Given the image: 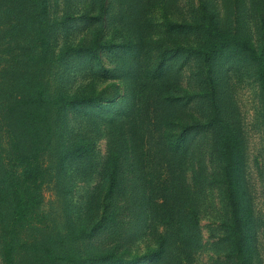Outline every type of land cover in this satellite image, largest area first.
Segmentation results:
<instances>
[{
    "label": "trees",
    "instance_id": "obj_1",
    "mask_svg": "<svg viewBox=\"0 0 264 264\" xmlns=\"http://www.w3.org/2000/svg\"><path fill=\"white\" fill-rule=\"evenodd\" d=\"M51 1L0 0V130L7 149L3 156L0 153V202L15 201V208L8 219L9 231L34 230L36 241L27 248L29 261L42 264L47 260L43 256L49 255L51 264H76L77 255L86 252L85 247L69 246L65 240L66 248L59 243L60 250L56 253L55 244L63 238L59 229H48L34 214L31 215V222L26 217L25 208L36 206L39 202V180L44 169L42 157L52 145L55 129L57 133L60 129L59 140L53 148L57 174H66L64 168L68 166L72 170V179H86L93 153L90 140L95 128L102 125L115 138L108 141L104 162L106 188L101 214L93 229L110 233L120 224L114 201L123 190V177L117 176L119 164L126 163L131 170H139L137 180L142 186H148L149 198L146 211L137 210L133 204L129 206L128 210L133 212L132 219L121 232L122 241L128 242V239L146 233L150 224L157 221L162 233L148 256L155 259L162 256L165 264H184L182 257L186 256L187 247L194 244L196 225L195 210L184 200L192 196L190 200H195L205 194L197 190L187 195L183 177L186 167L192 166L195 158L201 159L205 155L204 150L208 146L203 141L211 134L215 153L222 164L230 249L236 264H251V209L242 182V151L237 132L227 123L218 124L220 120L215 101L206 98L201 101L204 96L201 95L197 103L204 105L203 114H200L203 120H186L178 124L176 133L168 134L166 129L173 125L169 112L186 105L188 101L189 105L191 98L188 96L189 100L186 98L182 103L181 98L163 97L158 91L168 77L169 63L176 55L191 53L201 64L210 67L220 53L237 54L245 60H252L255 55L250 44L228 29L220 28L214 18L216 15L204 5L198 9L196 0H120L125 8V20L119 13L113 22H119L128 37L140 34L139 24L144 20L142 9L148 8L152 2L168 12L162 17V33L176 36L172 47L169 44L168 49L163 48L159 53L142 89L138 84L136 88L130 87L135 93V104L126 108H100V104L111 101L101 98L99 91L94 92V83L110 80L109 76L113 79L118 74L114 68H104L101 61L104 53L99 48L109 51L110 45L105 40L97 43V39L94 44L84 45L82 42L75 48L69 47V43L72 40L81 42L83 33L93 29L97 23L101 31L107 7L101 6L95 16L90 15L88 8L74 16L66 5V13L56 20L49 13ZM65 1L70 3V0ZM114 2L118 5L119 0ZM128 37L112 48L113 55H116L114 64L121 70L124 61L129 59L127 68L135 72L139 65L135 52L138 44L134 40L126 42ZM76 52L81 59L76 65H71V56ZM173 76L176 77L175 72ZM149 91L156 95L149 97ZM139 101H142L141 107L136 106ZM63 114L73 120L85 121L84 133L77 134L76 131L72 141L62 139L68 133L65 127L58 124ZM78 137H83V140L79 141ZM192 137L195 139L192 140ZM10 162L8 175L6 168ZM145 167L151 173L149 180L139 177ZM161 174L167 176L166 183L157 182ZM6 245L10 246L11 242ZM87 245L91 246L89 242ZM99 251L89 250L90 255L95 256L93 260L98 262L103 257Z\"/></svg>",
    "mask_w": 264,
    "mask_h": 264
},
{
    "label": "rangeland",
    "instance_id": "obj_2",
    "mask_svg": "<svg viewBox=\"0 0 264 264\" xmlns=\"http://www.w3.org/2000/svg\"><path fill=\"white\" fill-rule=\"evenodd\" d=\"M122 2L119 0L118 5L114 0H70V3L65 0H52L50 2L49 13L56 20L64 16L66 5L74 16L87 8L90 15L95 16L101 6L106 5L105 25L101 31L97 23L93 29L83 33L81 42L72 40L69 43V47L75 48L82 42L84 45L94 44L97 39V43L99 40H105L110 45L109 51L99 48L104 53L101 61L104 68H114L118 74L113 79L109 76L110 80L94 83V92L99 91L101 98L111 101L99 105L100 108L105 109L126 108L135 104V93L130 87L136 88L138 84L142 89L144 82L148 80V74L155 66L159 53L163 48L168 49L170 45L172 47L176 36L162 33V17L168 12L165 13L156 2H152L148 8L142 9L144 20L139 24L140 34L128 37V33L123 30L119 22H113L119 13L125 20L126 12ZM196 2L198 9L204 5L208 11L216 15L214 18L220 28H226L239 39L248 42L255 57L252 60H245L237 54L220 53L210 67L201 64L191 53H180L172 58L169 63V75L163 80L158 91L163 97L181 98L182 103L190 97L191 103L187 105L188 101L186 105L176 107L169 112L170 123L173 125L166 129V132L176 133L178 124L185 123L186 120H203L200 114L201 112L203 114L204 105L201 102L197 103L201 95H204L201 101L205 98L215 101L220 120L218 124H229L240 139L241 176L245 197L251 209V264H264V69L262 70L264 68V0H196ZM176 7H179L178 4ZM196 12L200 14L199 10ZM169 17L174 20L173 16L169 15ZM127 37L126 42L134 40L138 44L135 52L138 54L139 65L136 66L135 72L127 68L129 59L124 61L121 70L114 64L116 55H113L112 48L118 46ZM78 54L79 52L72 54L71 65H76L81 59ZM54 72L62 74L63 70H54ZM174 72L176 77L173 76ZM52 90L53 88L50 89ZM147 95L151 97L156 94L149 91ZM136 106L141 107L142 101L136 103ZM50 113L53 116V112ZM59 118L58 124L60 127H65L68 132L63 136V141L75 139L72 135L76 131L77 134L84 133L85 121L73 120L67 114ZM95 129L92 134L93 139L90 140L93 153L87 167L89 169L86 171L88 172L86 179H72V170L68 166L64 168L66 174H57L53 148L59 140L60 129L58 133L55 129L52 145L42 157L44 169L39 180V202L36 206L28 205L25 208L26 217L31 221V215L34 214L48 229H59L63 238L55 244L56 253L60 250L59 245L64 244L65 240L69 246L76 244L85 247L86 252H81L75 258L76 264H165L162 256L157 259L148 256L156 247L158 235L162 233V227L157 225V221L150 224L146 233L130 238L128 242L122 241L121 232L132 219L133 212L128 210L129 206L133 204L137 210L146 211L149 198L148 186L145 184L142 186L137 180L139 170H131L126 167V163L119 164L117 176L123 177L121 183L123 190L121 189L122 195L114 201L115 207L118 208L116 214L120 224L110 233L93 229L101 214L102 197L106 188L104 162L107 159L108 141L115 138L113 133L106 132L102 125H98ZM1 136L0 130V153L3 156L7 149L4 147L5 139L4 137V140L1 139ZM194 139L195 137H192V140ZM78 140H83V137H78ZM203 142L208 146L207 150H204L205 155L201 159L195 158L193 165L186 167L183 177L187 195L197 190L203 191L205 195H199L195 200H190L193 196L189 199L184 197L187 199L184 201L195 210L196 225L194 244L187 247L182 262L236 264L228 239L229 214L223 198L222 164L214 150V137L208 134ZM1 155L0 176H2ZM11 164L12 162L6 168L8 175ZM141 174L143 175L139 177L144 180H149L151 176L146 167ZM167 180V176L161 174L157 182L166 183ZM155 201L159 202L157 199ZM14 208L15 201L0 202V264H35L33 260L29 261L27 252L28 246L36 241L34 230L9 231L8 219ZM8 241L11 242L10 246L6 245ZM88 242L91 244L90 247L87 245ZM64 248H66L65 244ZM90 248L93 252L100 250V255L103 257L99 262L93 260L95 256L90 255ZM43 258L47 260L42 264H51L49 255Z\"/></svg>",
    "mask_w": 264,
    "mask_h": 264
}]
</instances>
